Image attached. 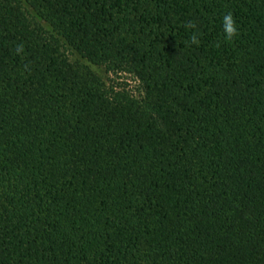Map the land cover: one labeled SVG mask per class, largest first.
<instances>
[{
	"label": "trees",
	"instance_id": "1",
	"mask_svg": "<svg viewBox=\"0 0 264 264\" xmlns=\"http://www.w3.org/2000/svg\"><path fill=\"white\" fill-rule=\"evenodd\" d=\"M0 264H264V0H0Z\"/></svg>",
	"mask_w": 264,
	"mask_h": 264
},
{
	"label": "clouds",
	"instance_id": "2",
	"mask_svg": "<svg viewBox=\"0 0 264 264\" xmlns=\"http://www.w3.org/2000/svg\"><path fill=\"white\" fill-rule=\"evenodd\" d=\"M186 28L189 29H195L196 28V23L190 21L185 25ZM222 29L224 33L225 40L228 42H231L234 37H236L238 33V28L236 21L234 19V16L231 12H228L222 17ZM190 43L194 45H199L200 44V39H199V34L194 32L192 36L190 37ZM219 46V45H217ZM17 53H20L23 51L22 46H18L16 49Z\"/></svg>",
	"mask_w": 264,
	"mask_h": 264
}]
</instances>
